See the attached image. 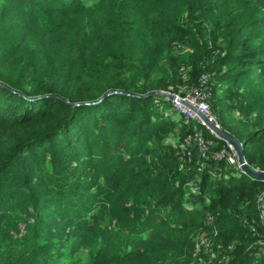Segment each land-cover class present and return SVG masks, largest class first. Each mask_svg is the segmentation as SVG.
<instances>
[{"label":"trees","instance_id":"1","mask_svg":"<svg viewBox=\"0 0 264 264\" xmlns=\"http://www.w3.org/2000/svg\"><path fill=\"white\" fill-rule=\"evenodd\" d=\"M169 1L171 9L153 8L137 15L139 19L142 14L140 28L146 27L152 39H135L128 27L122 28L129 13L121 21L116 12L100 29L93 27L87 39L44 37L42 48L55 58L33 91L23 86V75L10 80L18 65L9 68L14 56L0 54V216H9L14 202L31 212L27 220L33 222L17 235L0 231V264H60L55 252L61 257L67 251V264H81L76 253L84 245L90 257L83 264H163L161 259L175 253H181V264H189L180 245L192 248L193 232L212 230L206 223L209 218L217 224L220 240L214 246L213 264H264L263 212L257 213L262 211L264 180L235 175L236 167L203 159L196 146L192 161L182 160V142L175 147L166 143L167 138L179 133L182 141L203 127L186 123L178 111L181 120L167 119L160 105L173 107L169 98L146 97L156 90L178 91L174 69L165 73L160 69L162 59L174 58L175 47L186 40L160 38L158 30L165 19L178 21L177 1ZM188 2L194 9L195 0ZM78 3L0 0V35L7 36L18 27L33 28L35 17L44 9L66 12ZM226 4L236 2L226 0ZM250 4L264 8V0ZM246 10L235 23L234 33L261 28L264 23L261 9L256 13L263 15L255 13L252 18L246 15L254 11ZM238 44L227 40L224 54L202 71L210 75L217 104L222 99L219 89L226 87L223 111L239 110L247 116L244 129L235 136L243 143L248 165L264 170L261 52L244 42ZM209 52L206 43L196 48L200 68L193 74L194 85ZM240 79L243 84L238 86ZM111 90L123 93L94 104H75L97 101ZM205 133L209 135L208 130ZM215 142V150L223 147L222 139ZM155 154L161 163L146 168L159 173L132 186L133 168ZM102 176L113 178L106 194L98 181ZM148 186L150 200L127 205L129 193H144ZM105 207L115 210L117 225L104 227ZM67 220L82 234L77 242L67 229L60 230ZM204 249L198 253L201 259L206 256Z\"/></svg>","mask_w":264,"mask_h":264},{"label":"rangeland","instance_id":"2","mask_svg":"<svg viewBox=\"0 0 264 264\" xmlns=\"http://www.w3.org/2000/svg\"><path fill=\"white\" fill-rule=\"evenodd\" d=\"M167 1L169 0H79L78 5L70 11H57L52 13L44 9L39 16L35 17V25L33 28L22 29L18 27L12 30L7 36L0 35V54L2 55L3 53L9 52L14 56L13 60L9 62V68H14L18 65L17 72L14 74L15 77L9 78L10 80H16L19 78V75H23L22 77L25 79V84H23V86L33 91L39 79L42 77V73L48 70L50 63L55 58L53 54H48L42 48L41 39L44 37L48 39H64L69 37L73 39H87L91 33V29L93 27L100 29L103 22H105L113 12H116L117 17L121 21L129 13V17L126 18L127 26H123L122 28L125 29L128 27L129 32L134 35L135 39H152L147 36L149 35V30L146 27L140 28V25H144L142 14L139 19L137 15L138 13H147L148 10H152L153 8H158L160 10L171 9L170 3L172 2ZM176 1L178 21L165 19L158 30L161 33V39H186L175 47L173 54L174 58L170 59L169 57H164L160 65V69L163 73L171 68L174 69L176 73L175 82L178 84V86H176L178 91L171 93L178 94L180 92H185L194 85L193 74H196L200 68L199 64L195 61L196 48L200 45V42L206 43L208 45V50H210L208 56H206L208 57L206 58L208 61L202 62L201 71L202 68L210 64L209 62H213L216 57L224 54L227 40L235 39L237 46H239L238 43L244 42L250 49H259L261 52L259 58L263 64L262 73L264 74V48L262 49L264 46V23L261 28H254L253 30H247L240 34L233 32L236 28L235 23L247 13L248 10L246 9L254 11L246 15L249 18L254 17L256 14L263 15L261 13L264 12V8L254 7L250 4L256 0H234L236 4L233 6H227L226 0H195L194 9L192 5L189 4L188 0ZM258 9L262 11L260 14L256 13ZM29 39L33 40V42ZM160 69H158V72L156 71V76L160 75ZM243 69H247V67ZM201 71L199 73H201ZM202 72L208 73L207 71ZM242 84L243 80L240 79L238 86ZM225 92L226 87L219 89L220 96L222 97L219 104L216 102V94L214 93V95H212V109L218 116L224 129L235 136L240 129H244L247 116L239 110H234L232 112L223 111V94ZM169 101L171 102V99H169ZM160 108L161 111H164L167 119L172 118L174 122L181 120L173 107L167 108L163 102ZM195 124L199 125L198 122ZM181 142H183V140L181 141L179 133H173L166 140V143H170L175 147L180 145ZM161 161L162 158H159L155 154L148 160L139 162L138 166L133 168L132 177H134L136 181L132 183V186L137 184L138 179H145L148 181V179H152V177L159 173L158 171H153L154 173L148 172L146 167L149 166V168H151L154 165L160 164ZM242 173L244 172L239 168L234 171L235 175H240ZM163 180L165 179L163 178ZM98 181H100L101 184V191L106 194L111 188L113 178L102 176ZM150 188L151 186H148L144 193H129L126 199L129 203L127 205H132L137 202L142 203L143 200H150V194L147 193V190ZM125 197L126 194L124 193V198ZM10 204L12 205V212L9 213L10 215L0 216L2 217L0 220V231L5 229L6 232H10V234L14 232V235H17L23 233L21 230L22 228L24 229L26 225L33 223L27 220L31 212L29 210L26 212L23 208H18V206H16L17 204H14V202ZM260 212H263L262 220H264V211H259L257 213L260 214ZM102 213H104V217L101 219L104 227L110 228L117 225L115 221L116 212L113 208L105 207ZM206 223L211 225L212 230L209 231L204 229L193 232L190 236V239L195 241L192 248L180 245L183 251V260L189 261V264H213V259L217 256V250L214 248L216 242L220 241L217 240V224L213 222L211 218H209ZM9 224H11V226L6 227ZM63 224L60 230L67 229V235L72 236L75 240L74 242H77L82 234L77 231V228L71 224L70 220H67ZM209 240L210 245L206 247ZM202 248H205L204 251L206 253V256L202 253L203 256H205L204 259H201L198 255L199 250ZM55 255L54 259L60 264H67V260L70 257L68 251L65 256L60 257L56 252ZM76 255L79 258V263H87L90 257L88 254V246L84 245L83 249L79 250ZM181 259V253H175L161 259L160 263L181 264Z\"/></svg>","mask_w":264,"mask_h":264},{"label":"built area","instance_id":"3","mask_svg":"<svg viewBox=\"0 0 264 264\" xmlns=\"http://www.w3.org/2000/svg\"><path fill=\"white\" fill-rule=\"evenodd\" d=\"M212 95L210 75L204 72L200 75L194 86L183 93L176 94L175 98H171L174 109L182 115L186 123L198 122L199 125L203 127L197 130L194 135L189 134L184 138L181 145L183 148L181 159L191 162L193 159L192 148L196 146L199 156L203 159L212 158L216 162H226L230 166L241 169L238 150L235 144L227 138L218 136L216 132L207 125L204 119V117L208 118L212 123L222 128L218 116L212 109ZM207 130L209 131V135L205 133ZM215 138L222 139V148L217 150L214 149L216 145ZM198 170L202 171L203 168L199 167ZM212 174L217 176L215 172ZM198 180H200V177L197 175L193 181V190L195 191L198 189ZM209 245L210 240L206 244V247H209Z\"/></svg>","mask_w":264,"mask_h":264},{"label":"water","instance_id":"4","mask_svg":"<svg viewBox=\"0 0 264 264\" xmlns=\"http://www.w3.org/2000/svg\"><path fill=\"white\" fill-rule=\"evenodd\" d=\"M115 93H123V92L117 91V90H111V91L106 92L103 95V97H101L97 101L84 102V103H75V104L76 105H80V104H94V103L100 102L102 100V98H104L105 96H109V95L115 94ZM181 95H183V94H181ZM146 96H164V97H167V98L171 99V98H175L176 94L171 93V92L156 90V91L150 92ZM204 119H205L207 125L211 129H213L218 136L227 138V139H229L230 141H232L235 144V146H236V148L238 150L239 162H240V165H241V170L245 174H247L248 176L252 177L253 179H262V180H264V170L252 169L248 165V163L246 161V158H245V153H244L242 142H240L239 139H237L231 133L227 132L225 129H223L221 127H218L216 124L212 123L208 118L204 117ZM260 207L262 208V211H264V195L260 199Z\"/></svg>","mask_w":264,"mask_h":264}]
</instances>
